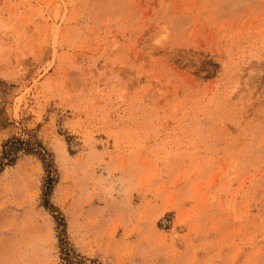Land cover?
<instances>
[{"label": "rangeland", "instance_id": "374dc122", "mask_svg": "<svg viewBox=\"0 0 264 264\" xmlns=\"http://www.w3.org/2000/svg\"><path fill=\"white\" fill-rule=\"evenodd\" d=\"M0 264H264V0H0Z\"/></svg>", "mask_w": 264, "mask_h": 264}]
</instances>
